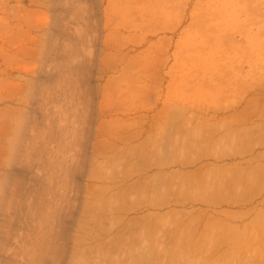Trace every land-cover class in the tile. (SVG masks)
Segmentation results:
<instances>
[{
  "label": "rangeland",
  "instance_id": "1",
  "mask_svg": "<svg viewBox=\"0 0 264 264\" xmlns=\"http://www.w3.org/2000/svg\"><path fill=\"white\" fill-rule=\"evenodd\" d=\"M263 182L264 0H0V264H264Z\"/></svg>",
  "mask_w": 264,
  "mask_h": 264
},
{
  "label": "bare ground",
  "instance_id": "2",
  "mask_svg": "<svg viewBox=\"0 0 264 264\" xmlns=\"http://www.w3.org/2000/svg\"><path fill=\"white\" fill-rule=\"evenodd\" d=\"M44 74H45V73H44ZM257 100H258V99H257ZM247 106H248V105H247ZM261 106H262V105H261ZM262 107H263V106H262ZM250 108H251V107H250ZM259 108H260V107H259ZM258 111H259V110H258ZM251 122H252V121H251ZM241 126H242V125H241ZM242 127H243V126H242ZM257 127H258V126H257ZM194 128H195V127H194ZM202 131H203V130H202ZM252 131H253V130H252ZM231 132H232V131H231ZM205 133H206V132H205ZM244 133H245V132H244ZM247 133H248V132H246V134H247ZM254 133H255V132H254ZM169 134H170V133H169ZM227 134H228V133H227ZM229 134H230V133H229ZM238 134H239V131H238ZM246 134H245V136H246ZM252 134H253V133H252ZM198 135H199V134H198ZM231 135H232V134H231ZM236 135H237V134H236ZM253 135H254V134H253ZM190 136H191V135H190ZM227 136H228V135H227ZM248 136H249V135H248ZM173 137H174V136H173ZM178 137H180V136H178ZM205 137H207V136H205ZM231 137H232V136H231ZM236 138H237V137H236ZM244 138H245V137H244ZM252 138H253V137H252ZM198 139H199V138H198ZM249 139H250V138H249ZM256 139H257V138H256ZM203 140H205V139H203ZM244 140H245V139H244ZM244 140H243V142H244ZM172 141H173V140H172ZM177 141H178V140H177ZM185 141H186V140H185ZM193 141H195V140H193ZM197 141H198V140H197ZM163 143H164V142H163ZM168 143H169V142H168ZM178 143H180V142H178ZM187 143H189V142H187ZM199 143H200V142H199ZM202 143H204V142H202ZM207 143H208V142H207ZM248 143H249V142H248ZM225 144H226V143H225ZM227 144H228V143H227ZM187 145H188V144H187ZM203 145H204V144H203ZM157 146H158V145H157ZM189 146H190V144H189ZM195 146H196V145H195ZM195 146H194V147H195ZM190 147H191V146H190ZM199 148H200V147H199ZM233 148H234V147H233ZM235 148H236V147H235ZM235 148H234V149H235ZM127 149H128V148H127ZM141 149H142V148H141ZM143 149H144V148H143ZM177 149H178V148H177ZM193 149H194V148H193ZM200 149H201V148H200ZM202 149H203V148H202ZM226 149H227V148H226ZM125 150H126V149H125ZM155 150H156V149H155ZM231 150H232V149H231ZM163 151H164V150H163ZM186 151H187V150H186ZM195 151H196V150H195ZM197 151H198V149H197ZM216 151H217V150H216ZM219 151H220V150H219ZM232 151H233V150H232ZM232 151H231V152H232ZM135 152H136V151H135ZM142 152H143V151H142ZM154 152H155V151H154ZM154 152H152V153H154ZM190 152H191V151H190ZM227 152H228V151H227ZM185 153H186V152H185ZM244 153H245V152H244ZM222 154H223V153H222ZM224 154H225V152H224ZM227 154H228V153H227ZM233 154H234V153H233ZM233 154H232V156H233ZM236 154H237V153H236ZM123 155H124V154H123ZM157 155H158V154H157ZM213 155H214V154H213ZM242 155H243V154H242ZM217 156H218V155H217ZM223 156H224V155H223ZM229 156H230V155H229ZM118 157H119V156H118ZM161 157H162V156H161ZM185 157H186V156H185ZM147 158H148V157H147ZM158 158H159V157H158ZM182 158H183V156H182ZM225 158H226V157H225ZM115 159H116V158H115ZM117 160H118V159H117ZM200 160H201V159H200ZM200 160H199V161H200ZM184 161H185V160H184ZM195 161H196V160H195ZM148 162H149V161H148ZM161 162H162V161H161ZM166 162H167V161H166ZM180 162H181V161H180ZM180 162H179V163H180ZM189 162H190V161H189ZM240 162H241V161H240ZM158 163H159V160H158ZM195 163H196V162H195ZM242 163H243V162H242ZM247 163H248V162H247ZM180 164H181V163H180ZM186 164H187V162H186ZM193 164H194V163H193ZM206 164H207V163H206ZM122 165H123V164H121V166H122ZM132 165H133V164H132ZM183 165H185V164L183 163ZM203 165H204V163H203ZM107 166H108V165H107ZM125 166H126V165H125ZM137 166H138V165H137ZM153 166H154V165H153ZM153 166H152V167H153ZM201 166H202V165H201ZM204 166H205V165H204ZM126 167H128V165H127ZM126 167H125V168H126ZM152 167H151V168H152ZM163 167H164V165H163ZM186 167H187V166H186ZM198 167H200V166H198ZM230 167H231V166H230ZM230 167H229V168H230ZM121 168H123V166H122ZM202 168H203V167H202ZM225 168H227V167H225ZM246 168H247V167H246ZM113 169H114V168H113ZM195 169H196V168H195ZM199 169H200V168H199ZM209 169H210V168H209ZM213 169H214V168H213ZM213 169H212V170H213ZM231 169H232V168H231ZM125 170H126V169H125ZM123 171H124V170H123ZM131 171H132V170H131ZM121 172H122V171H121ZM181 172H182V171H181ZM189 172H190V171H189ZM189 172H188V174H189ZM237 172H238V171H237ZM175 173H176V172H175ZM185 173H186V172H185ZM190 173H191V172H190ZM193 173H194V171H193ZM211 173H213V171H212ZM157 174H158V173H157ZM164 174H165V173H164ZM161 175H162V174H161ZM169 175H171V174H169ZM180 175H181V173H180ZM200 175H201V174H200ZM210 175H211V174H210ZM215 175H216V174H215ZM228 175H229V174H228ZM114 176H115V175H113V177H114ZM187 176H188V175H187ZM198 176H199V175H198ZM239 176H240V175H239ZM126 177H127V176H126ZM189 177H190V176H189ZM259 177H260V176H259ZM164 178H165V180H167V179H166L167 177H165V175H164ZM193 178H194V177H193ZM225 178H226V177H225ZM107 179H110V178H107ZM152 179H153V178H152ZM154 179H155V178H154ZM160 179H161V178H160ZM170 179H171V178H170ZM187 179L189 180V178H187ZM197 179H198V177H197ZM105 180H106V179H105ZM178 180H179V179H178ZM184 180H185V179H184ZM190 180H191V179H190ZM195 180H196V179H195ZM203 180H204V179H203ZM203 180H202V181H203ZM227 180H228V179H227ZM140 181H141V180H140ZM152 181H153V180H152ZM185 181H186V180H185ZM192 181H193V180H192ZM239 181H241V178L239 179ZM246 181H247V180H246ZM114 182H115V181H114ZM138 182H139V181H138ZM157 182H158V181H157ZM183 182H184V181H183ZM198 182H199V181H198ZM121 183H122V182H121ZM141 183H142V182H141ZM141 183H140V184H141ZM144 183H145V182H144ZM146 183H147V182H146ZM231 183H232V182H231ZM236 183H237V182H236ZM236 183H235V185H236ZM123 184H124V183H123ZM155 184H156V183H155ZM192 184L194 185L193 182H192ZM192 184H191V185H192ZM199 184H200V183H199ZM220 184H221V183H220ZM258 184H259V182H258ZM258 184H257V185H258ZM0 185H1V184H0ZM116 185H117V184H116ZM183 185H184V184H183ZM227 185H228V184H227ZM242 185H243V184H242ZM263 185H264V182L262 183L261 187H263ZM110 186H111V185H110ZM133 186H137V185L135 184V185H133ZM138 186H139V185H138ZM145 186L148 187L147 185H145ZM166 186H167V185H166ZM186 186H188V185H187V182H186ZM178 187H179V186H178ZM190 187H191V186H189L188 188H190ZM221 187H222V186H221ZM2 188H3V186H2ZM137 188H138V187H137ZM151 188H152V187H151ZM193 188H194V187H193ZM216 188H217V186H216ZM0 189H1V188H0ZM138 189H139V188H138ZM143 189H144V188H143ZM145 189H146V188H145ZM147 189H148V188H147ZM154 189H155V188H154ZM160 189H161V188H160ZM195 189H196V188H195ZM198 189H199V188H198ZM251 189H252V188H251ZM11 190H12V189H11ZM185 190H186V189H185ZM193 190H194V189H193ZM193 190H192V191H193ZM214 190H216V189L214 188ZM224 190H225V189H224ZM9 191H10V190H9ZM167 191H168V190H167ZM188 191H189V189H188ZM188 191L186 192V194L188 193ZM231 191H232V190H231ZM0 192H1V191H0ZM3 192H5V190H4ZM15 192H16V191H15ZM140 192H141V191H140ZM145 192H147V191H145ZM163 192H164V189H163ZM182 192H183V191H182ZM197 192H198V191H197ZM204 192H205V191H204ZM204 192H202V193L204 194ZM219 192H220V190H219ZM10 193H12V191H10L9 194H10ZM119 193H120V192H119ZM129 193H130V192H129ZM158 193H159V192H158ZM165 193H167V192H165ZM202 193L199 192L198 194H201V196H202V195H203ZM214 193H216V191H214ZM244 193H245V192H243L242 194L244 195ZM246 193L249 194L250 192H247V191H246ZM259 193H260V192H259ZM263 193H264V192H263ZM126 194H127V193H126ZM126 194H125V195H126ZM140 194H141V193H140ZM153 194H154V193H153ZM159 194H160V193H159ZM162 194H163V193H162ZM170 194H171V193H170ZM183 194H184V192H183ZM191 194H193V192L190 193V195H188V196H191ZM216 194H217V193H216ZM220 194H221V193H220ZM220 194H219V195H220ZM248 194H247L246 196H248ZM10 195H11V194H10ZM10 195H9V197L12 198V197H13V196H12L13 194L11 195L12 197H11ZM131 195H132V194H131ZM156 195H157V194H156ZM178 195H179V192H178ZM195 195H196V194H195ZM208 195H209V194H208ZM208 195H207V196H208ZM212 195L215 196L214 194H212ZM233 195H234V193H233ZM258 195H259V194H258ZM148 196H149V195H148ZM153 196H154V195H153ZM157 196H158V195H157ZM162 196H163V195H162ZM167 196H168V195H167ZM183 196H185V195H183ZM183 196H182V197H183ZM188 196H187V197H188ZM193 196H194V195H193ZM213 196H212V197L208 196V197L213 198ZM220 196H222V195H220ZM235 196H236V195H235ZM244 196H245V195H244ZM0 197H1V196H0ZM123 197H124V196H123ZM143 197H145V196H143ZM146 197H147V195H146ZM169 197H170V196H169ZM173 197H174V196H173ZM195 197H196V196H195ZM215 197H216V196H215ZM233 197H234V196H233ZM249 197H250V196H249ZM257 197H258V196H257ZM260 197H261V196H260ZM10 198H8L7 201H9ZM139 198H140V197H139ZM152 198H153V197H152ZM158 198H159V197H158ZM201 198H203V197H201ZM231 198H232V197H231ZM258 198H259V197H258ZM144 199H145V198H144ZM170 199H171V198H170ZM188 199H189V197H188ZM191 199H192V198H191ZM195 199H196V198H195ZM195 199H194V200H195ZM205 199H206V197H205ZM223 199H224V198H223ZM233 199H234V198H233ZM235 199H236V198H235ZM241 199H242V197H241ZM12 200H13V202H15V201H14V198H13V199H10V202H8V204H9V203L11 204V203H12ZM140 200H141V199H140ZM160 200H161V199H160ZM172 200H175V199H172ZM197 200H198V198L196 199V201H197ZM209 200H210V199H209ZM211 200H216V199L214 198V199H211ZM211 200H210V202H211ZM262 200H263V198H262ZM104 201H105V200H104ZM111 201H112V200H111ZM163 201H164V199H163ZM165 201L167 202V200H165ZM175 201H176V200H175ZM177 201H179V200H177ZM186 201H187V198H186ZM190 201H191V200H190ZM196 201H195V202H196ZM199 201H200V200H199ZM203 201H204V199H203ZM216 201H218V199H217ZM220 201H221V200H220ZM227 201H228V199H227ZM227 201H226V202H227ZM242 201H243V200H242ZM242 201H240V202H242ZM250 201H251V200H250ZM250 201H249V203H251ZM166 202H164L165 205H166ZM192 202H193V200H192ZM214 202H215V201H214ZM214 202H213V203H214ZM196 203H197V202H196ZM204 203H205V202H204ZM216 203H218V202H216ZM224 203H225V202H224ZM237 203H238V202H237ZM244 203L247 204L246 201H245ZM158 204H159V203H158ZM160 204H161V203H160ZM160 204H159V205H160ZM167 204H168V202H167ZM187 204H188V202H187ZM205 204H208V203L206 202ZM229 204L231 205V203H229ZM234 204H235V203H234ZM256 204H257V203H256ZM105 205H106V204H105ZM168 205H169V204H168ZM225 205H226V204H225ZM247 205H248V204H247ZM15 206H16V205H15ZM161 206H162V205H161ZM213 206H214V205H213ZM231 206H232V205H231ZM9 207H10V206H9ZM59 207H60V204H59ZM62 207H63V206H62ZM163 207H164V206H163ZM215 207H216V206H215ZM247 207H248V206H247ZM254 207H255V206H254ZM12 208H13V206H12ZM60 208H61V207H60ZM3 209H4V208H3ZM55 209H57V208H55ZM61 209H62V208H61ZM98 209H99V208H98ZM107 209H108V208H107ZM247 209H248V208H247ZM247 209H246V210H247ZM252 209H253V208H251L250 210L252 211ZM0 210H1V209H0ZM5 210H6V208H5ZM184 210H186V209H184ZM203 210H205V209H203ZM246 210H245V211H246ZM54 211H55V210H54ZM58 211H59V210H57V212H58ZM94 211H95V210H94ZM186 211H187V210H186ZM193 211H194V210H193ZM218 211H219V210H218ZM259 211H260V210H259ZM259 211H258V213H256V215H257V217H260V216L262 217V215L259 214V213L262 214V212H259ZM261 211H263V210H261ZM4 212H5V211H4ZM14 212H15V211H14ZM60 212H61V211H59V213H60ZM63 212H64V211H63ZM174 212H175V211H174ZM189 212L191 213V211H189ZM194 212H195V211H194ZM204 212H207V211H204ZM233 212H234V210H233ZM59 213H58V214H59ZM169 213H170V212H169ZM179 213H181V212H179ZM186 213H187V212H186ZM186 213H184V214H186ZM199 213H200V212H199ZM244 213H245V212H244ZM249 213H251V212L249 211ZM12 214H13V212H12ZM56 214H57V213H56ZM60 214H61V213H60ZM62 214H63V213H62ZM173 214H174V213H173ZM191 214H192V213H191ZM191 214L188 213L187 215L189 216V215H191ZM200 214H201V213H200ZM237 214H238V213H237ZM6 215H7V213H6ZM149 215H151V214H149ZM161 215H162V214H161ZM170 215H171V214H170ZM177 215H178V214H177ZM182 215H183V214H182ZM193 215H194V214H193ZM198 215H199V214H198ZM201 215H202V214H201ZM238 215H240V214H238ZM243 215H244V214H243ZM263 215H264V213H263ZM16 216H17V215H16ZM43 216H44V215H43ZM43 216H42V218H43ZM158 216H159V215H158ZM163 216H164V214H163ZM165 216H166V215H165ZM185 216H186V215H185ZM185 216H184V217H185ZM204 216H205V214H204ZM14 217H15V216H14ZM45 217H46V215H45ZM57 217H58V216H57ZM156 217H157V216H156ZM166 217H167V216H166ZM169 217H170V216H169ZM192 217H193V216H191L190 219H192ZM194 217H195V215H194ZM194 217H193V218H194ZM196 217H200V216H196ZM201 217H203V216H201ZM201 217H200V218H201ZM238 217H239V216H238ZM263 217H264V216H263ZM9 218H10V215H9ZM12 218H13V216H12ZM15 218H16V217H15ZM118 218H119V217H118ZM143 218H144V217H143ZM152 218H153V217H152ZM158 218H159V217H158ZM161 218H162V216H161ZM164 218H165V217H164ZM171 218H172V217H171ZM182 218H183V217H182ZM200 218H199V219H200ZM254 218H255V216H254ZM17 219H18V217H17ZM54 219H58V218H54ZM153 219H154V218H153ZM184 219H185V218H184ZM187 219H188V218H187ZM187 219H185V220H187ZM202 219H203V218H202ZM255 219H256V218H255ZM259 219L264 220L263 218H259ZM259 219H256V220H259ZM59 220H60V219H59ZM111 220H112V219H111ZM162 220H163V219H162ZM181 220H183V219H181ZM181 220H180V221H181ZM188 220H189V219H188ZM188 220H187V221H188ZM256 220H251L250 222H252V221L254 222V221H256ZM113 221H114V220H113ZM141 221H142V220H140V222H141ZM158 221H159V219H158ZM164 221H165V220H164ZM187 221H186V222H187ZM189 221H191V220H189ZM211 221H212V219H211ZM218 221H220V220H218ZM221 221H222V220H221ZM221 221H220V222H221ZM260 221H261V220H259V222H260ZM11 222H12V221H11ZM56 222H58V220H57ZM108 222H109V221H108ZM108 222H107V223H108ZM191 222H192V221H191ZM194 222H195V221H194ZM194 222H192V223L194 224ZM196 222H198V221H196ZM253 222H252L251 224H253ZM256 222H258V221H256ZM259 222H258V223H259ZM261 222H262V221H261ZM261 222H260L259 224H261ZM9 223H10V222H9ZM16 223H17V222H16ZM102 223H103V222H102ZM151 223H152V222H151ZM183 223H184L183 221H182L180 224H179V222H178V224H179V229L182 227V224H183ZM187 223L189 224L190 222H187ZM208 223H210V222H208ZM208 223H206V224H208ZM215 223H216V221H215ZM224 223H225V221H224ZM224 223H222V224H224ZM229 223H230V222H227L228 225H226V223H225L224 225H225L226 227H227V226L230 227L231 225H230ZM254 223H255V222H254ZM263 223H264V222H262L261 225H263ZM14 224H15V222H14ZM100 224H101V221H100ZM105 224H106V223H105ZM138 224H139V223H138ZM188 224H184V227H182L183 230H184V231L182 230L183 233H184L185 230L187 229V228H185V225H187L186 227H189ZM190 224H191V223H190ZM206 224H205V225H206ZM222 224H221L220 226H222ZM241 224H242V223H241ZM251 224H250V223H249V224H248V223L245 224V225H248V226H246V229H249V228H248L249 225H250V228L252 227V229H254V228H255V229H258L257 227H254L255 224H257V223H255L254 226H252ZM259 224H258V225H259ZM140 225H141V224H140ZM153 225H154V224H153ZM153 225H152V226H153ZM180 225H181V226H180ZM199 225H200V224H199ZM210 225H211V223H210ZM210 225H209V226H210ZM215 225H216V224H215ZM218 225H219V224H218ZM239 225H240V223H239ZM1 226H2V225H1ZM3 226H4V225H3ZM6 226H7V225H6ZM160 226H161V225H160ZM203 226H204V225H203ZM209 226H206V229H207V227H209ZM213 226H214V225H213ZM220 226H219V227H220ZM225 226H224V227H225ZM242 226H244V224H243ZM259 226H260V225H259ZM101 227H102V226H101ZM111 227H112V226H111ZM192 227H193V225H192ZM192 227H191V228H192ZM194 227L196 228L197 225L194 226ZM194 227H193V229H191V228L189 227V228H188L189 233H188L187 231H186V233H188V234H192L193 231H192V233H191L190 231H191V230H194ZM199 227H200V226H199ZM204 227H205V226H204ZM253 227H254V228H253ZM138 228H139V227H138ZM145 228H146V227H145ZM184 228H185V229H184ZM214 228H215V226H214ZM217 228H218V227H217ZM217 228H216L215 231H217ZM243 228H244V227H242L240 230L242 231ZM263 228H264V227H263ZM263 228H262V227H259V229H260L259 232H260ZM11 229H12V228H11ZM112 229H113V228H112ZM169 229H170V228H169ZM172 229H173V228H172ZM190 229H191V230H190ZM199 229H200V228H199ZM199 229L197 228V232H198V233H199V231H198ZM203 229H204V228H203ZM203 229H202V230H203ZM208 229H211V228H208ZM222 229H223V228H222ZM222 229H221V230H222ZM226 229H227V228H226ZM226 229L224 228L223 230H226ZM229 229H232V227L229 228ZM233 229H234V228H233ZM233 229H232V230H233ZM246 229H245V230H246ZM252 229H251V232H252ZM1 230H2V229H1ZM3 230H4V229H3ZM3 230H2V231H3ZM8 230H9V229H8ZM13 230H14V229H13ZM92 230H93V229H92ZM105 230H106V229H105ZM143 230H144V229H143ZM180 230H181V229H180ZM211 230H212V229H211ZM211 230H205L206 233L203 234V232H202V233L200 232L201 234H198V235H199L200 238H201L203 235H205V234H207L206 236H208V235H210L211 233L214 232V231L211 232ZM234 230H235V231H234ZM234 230L232 231V232H234V233H235V232H236V233H237V232H240V230H239V231H236L237 229H234ZM4 231H5L7 234H6V233H3V234H4L5 236L7 235V237H8V232H7V230H4ZM4 231H3V232H4ZM149 231H150V229H149ZM152 231H153V229H152ZM168 231H169V230H168ZM178 231H179V230H178ZM195 231H196V229H195ZM195 231H194V233L192 234L193 236H195ZM203 231H204V230H203ZM246 231H247V230H246ZM246 231H245V232H246ZM248 231H249V230H248ZM254 231H256V230H253V232H254ZM0 232H1V231H0ZM12 232H13V231H12ZM37 232L43 233V232H41V231H37ZM97 232H98V231H97ZM197 232H196V234H197ZM207 232H209V233H207ZM262 232H263V231H262ZM262 232H260V233H262ZM1 233H2V232H1ZM40 233H37V234L39 235ZM59 233H60V232H59ZM91 233H92V232H91ZM102 233H103V232H102ZM183 233H182V234H183ZM218 233H219V232H218ZM234 233H233V234H234ZM255 233H256V235H257V234H258V231H257V232H254V233L252 234V237L254 238V245H255L256 241H258V240H255V238H256V237H254V234H255ZM10 234L13 235V233H11V231H10ZM10 234H9V236H10ZM131 234H132V233H131ZM179 234H180V233H179ZM184 234H185V233H184ZM188 234H187V235H188ZM221 234H223V233H221ZM4 235H3V236H0V237H1V238L3 237V240L7 241L6 239H8L9 237H8V238H7V237L5 238ZM42 235H43V234H40V239H41V238L43 239V238L47 237V234H46L45 236L43 235L44 237H42ZM51 235H52V234H51ZM92 235H93V234H92ZM94 235H95V234H94ZM102 235H103V234H102ZM129 235H130V234H129ZM173 235H174V234H173ZM192 235H191V236H192ZM200 235H202V236H200ZM234 235H235V234H234ZM244 235H245V234H244ZM246 235H247V237L245 236V238H246V239H249V238H248V235H251V233H250V234L248 233V234H246ZM256 235H255V236H256ZM160 236H161V235H160ZM191 236H188V237H189L190 239L195 238V237H193V236H192V238H191ZM211 236L213 237V236H215V235L212 234V235L208 236V238L211 237ZM226 236H227V235H225L224 237H226ZM231 236L233 237V235H231ZM242 236H243V234H242ZM259 236H260V234H259ZM259 236L257 235V238H256V239H259ZM261 236H262V235H261ZM11 237H13V236H11ZM102 237H103V236H102ZM117 237H118V236H117ZM138 237H139V236H138ZM151 237H152V236H151ZM173 237H174V236H173ZM175 237H176V236H175ZM183 237H184L183 235H182V237L179 236L180 240H179V238H178V240L180 241V243H182V245H180V243L178 242L180 246L177 245L176 247H179V248H180V247L183 246L185 243H187V241L190 242L189 239H188L187 237H184V240H186V238L188 239V240L185 241V243H184V242H183L184 240H183V241L181 240ZM204 237H205V236H204ZM234 237H235V239H234L235 241L233 242V243H234V244L232 245L233 247L231 246L233 249L230 248L231 250H234L235 242H236V241H239L238 239H239L240 236L238 237V235H236V236H234ZM249 237H250V236H249ZM97 238H98V237H97ZM113 238H114V237H113ZM157 238H158V237H157ZM168 238H169V237H168ZM170 238H171V237H170ZM176 238H177V237H176ZM176 238H175V239H176ZM200 238L198 239V237H196V239H193V241L195 240L196 245H200V243L197 244V242L202 241ZM202 238H203V237H202ZM206 238H207V237H206ZM230 238H231V237H228L229 240H231ZM237 238H238V239H237ZM241 238H242V237H241ZM243 238H244V236H243ZM245 238H244V240H245ZM253 238H252V239H253ZM42 239H41V240H42ZM45 239H46V238H45ZM45 239H44V240H45ZM93 239H94V238H93ZM108 239H110V238H108ZM129 239H130V238H129ZM140 239H141V238H140ZM143 239H144V238H143ZM158 239H159V238H158ZM161 239H163V238H161ZM175 239L173 238L174 242H175ZM219 239H220V238H219ZM236 239H237V240H236ZM8 240H9V239H8ZM10 240H11V239H10ZM10 240H9L8 242H10ZM41 240H40V241H41ZM44 240H43V241H44ZM46 240H48V241H46ZM46 240H45V241L48 242V244H45V245H49V242H51L53 239H52V240H51V239H50V240H49V239H46ZM125 240H126V239H125ZM150 240H151V239H150ZM173 240H172V244H173ZM178 240L176 239V242H177ZM196 240H197V242H196ZM199 240H200V241H199ZM208 240H210V238H209ZM212 240H213V238L211 239V241H209V242H211V245H212L213 242L215 241V240H213V242H212ZM221 240H223V239H221ZM221 240H218V241L221 242ZM226 240H227V239H226ZM226 240H225V241H226ZM229 240H227V241L224 242V243L227 245L228 242H230ZM263 240H264V239H263ZM38 241H39V238H38ZM53 241H56V242H57V240H53ZM53 241H52V243L54 244V246L59 242V240H58V242H57V243L55 242V243H56V244H55ZM106 241H107V240H106ZM108 241H109V240H108ZM117 241H119V240H117ZM134 241H135V240H134ZM168 241H170V239H169ZM204 241H205V240H204ZM206 241H207V240H206ZM218 241H215V242H218ZM241 241H243V240H241ZM252 241H253V240H252ZM261 241H262V240H261ZM125 242H126V241H125ZM154 242H155V241H154ZM163 242H164V241H163ZM215 242H214V243H215ZM262 242H263V241H262ZM262 242H261V243H262ZM1 243H2V242H1ZM1 243H0V244H1ZM11 243H12V242H11ZM43 243H44V242H43ZM43 243H42V245H43ZM61 243H62V242H61ZM61 243H60V244H61ZM86 243H88V241H87ZM110 243H111V242H110ZM123 243H124V242H123ZM135 243H137V242H135ZM178 243H177V244H178ZM206 243H207V242H206ZM218 243H219V242H218ZM218 243H217L216 245H218ZM231 243H232V242H231ZM244 243H246V241H245ZM244 243H242V244H244ZM258 243H259V242L256 243V244H257V247H258ZM263 243H264V242H263ZM2 244H3V243H2ZM38 244L40 245V242H39ZM50 244H51V243H50ZM97 244H98V243H97ZM103 244H104V243H103ZM115 244H116V242H115ZM132 244H134V243H132ZM141 244H142V243H141ZM169 244H170V243H169ZM222 244H223V243H221V245H220V246L218 245V246L221 248ZM236 244H237V243H236ZM240 244H241V242H240ZM240 244H239V247L241 248L242 245L240 246ZM250 244H251V243H250ZM252 244H253V243H252ZM5 245H6V244H5ZM77 245H78V244H77ZM99 245H100V244H99ZM99 245H98V246H99ZM106 245H108V244H106ZM117 245H118V244H117ZM125 245H127V244H125ZM134 245H135V244H134ZM173 245H174V244H173ZM207 245H208V244H207ZM230 245H231V244H230ZM244 245H245V244H244ZM2 246H4V244H3ZM2 246H1V247H2ZM43 246H44V245H43ZM43 246H41V249H43ZM92 246H93V245H92ZM114 246H115V245H114ZM127 246H128V245H127ZM139 246H140V245H139ZM153 246H154V245H153ZM194 246H195V244H194ZM223 246H224V245H223ZM245 246H246V245H245ZM4 247L6 248V246H4ZM4 247H2L3 249L1 248V249H2V252H4V249H5ZM7 247H8V246H7ZM49 247H50V246H49ZM57 247H58V246H57ZM57 247L55 246V248H57ZM86 247H87V246H86ZM118 247H119V246H118ZM144 247H145V246H144ZM165 247H166V246H165ZM185 247H186V244H185V246H183V248L185 249ZM187 247H189V248H187ZM187 247H186L187 250L189 249V251H190L189 254H187L188 252L186 253V254H187V257H186V254H185V250H186V249H185L184 252H183V251H181V250H182L181 248H180V249H179V248H176V250H175V248H174V251H176V252H177V249L180 250L181 252H183V253L181 254L180 251H179V254H178V256H176V257H179V256L181 255L180 258L183 257V259L186 258L187 260H188V259L190 260V259H193V258H194L193 260H191V262H189V260H188V262H186L185 259H184V261H185L186 263H191V264H192L195 260H197V262L195 261L193 264H198V263L200 262V261H198L199 257L195 259L194 255H190V254H193L192 251H191L190 245L187 246ZM211 247H217V246L212 245ZM229 247H230V246H229ZM237 247H238V246H237ZM254 247H255V246H254ZM261 247H262V246H261ZM8 248H9V247H8ZM47 248H48V246H46V249H47ZM130 248H131V247H129V249H130ZM169 248H170V247H169ZM193 248H194V247H193ZM196 248H197V247H196ZM196 248H194V249H196ZM198 248H200V246H199ZM203 248H204V246H203ZM220 248H217V249H220ZM226 248H227V247H226ZM226 248H225V249H226ZM240 248H238V249H240ZM250 248H251V247H250ZM259 248H260V247H259ZM1 249H0V250H1ZM9 249H10V248H9ZM46 249H45V250H46ZM64 249H65V247H64ZM84 249H85V248H84ZM86 249H88V248H86ZM98 249H99V248H98ZM127 249H128V248H127ZM138 249H139V248H138ZM138 249H137V251H138ZM144 249H145V248H144ZM155 249H156V248H155ZM155 249H154V250H155ZM158 249H159V248H158ZM163 249H164V247H163ZM163 249H161V250L163 251ZM200 249H202V244H201V248H200ZM200 249H198V250H200ZM235 249H236V246H235ZM255 249H256V248H255ZM45 250H44V251H45ZM47 250H48V249H47ZM91 250H92V249H91ZM101 250H102V249H101ZM109 250L111 251V249H109ZM146 250H147V249H146ZM161 250H160V251H161ZM187 250H186V251H187ZM228 250H229V248H228ZM236 250H237V249H236ZM253 250H254V249H253ZM7 251H8V252H7ZM10 251H11V249H10ZM12 251H13V250H12ZM83 251H84V250H83ZM118 251H119V250H118ZM134 251H135V250H134ZM149 251H150V250H149ZM167 251H169V250H167ZM167 251H166V252H167ZM174 251H173V252H174ZM195 251H197V250H195ZM195 251H194V252H195ZM200 251H201V250H200ZM200 251H199V252H200ZM5 252H6V253H9V250H7V248H6ZM47 252H48V251H46L45 254H46ZM113 252H114V251H113ZM151 252H152V250H151ZM155 252H156V250H155ZM155 252H154V253H155ZM164 252H165V251H164ZM216 252H217V251H216ZM218 252H219V251H218ZM218 252H217V253H218ZM234 252H237V251H234ZM234 252H232V251L229 250V252H228V254H227V256L229 257V259H231V258H230V256H231L230 253H233V254H234ZM238 252H239V251H238ZM13 253H14V252H12L11 254H13ZM15 253H16V252H15ZM85 253H86V252H85ZM105 253H106V251H105ZM109 253H110V252H109ZM130 253H131V252H130ZM136 253H137V252H136ZM147 253H148V252H147ZM160 253H161V252H160ZM197 253H198V251H197ZM197 253H196V254H197ZM200 253H201V252H200ZM203 253H204V252H203ZM203 253H201L202 256H203ZM226 253H227V252H226ZM0 254H1V253H0ZM4 254H5V253H4ZM17 254H18V253H17ZM45 254H44V257H43V258H46V259H47V258H48V255H46V257H45ZM47 254H48V253H47ZM88 254H89V253H88ZM93 254H94V252H93ZM99 254H100V252H99ZM99 254H98V255H99ZM141 254H142V253H141ZM149 254H150V253H149ZM156 254H157V253H156ZM167 254H168V253H167ZM169 254L171 255V254H173V253H169ZM174 254H175V253H174ZM213 254H216V253L213 252ZM229 254H230V255H229ZM18 255H19V254H18ZM38 255H39V254H38ZM59 255H60V254H59ZM125 255H126V254H125ZM165 255H166V254H165ZM176 255H177V253H176ZM182 255H184L185 257L182 256ZM205 255H207V254L205 253ZM210 255H211V254H210ZM210 255H209V256H210ZM218 255H219V254H218ZM222 255H223V253H222ZM222 255H221V253H220L219 256H222ZM1 256H2V255H1ZM3 256L6 257V256H9V255H6V254H5V255H3ZM115 256H116V255H115ZM160 256H161V255H160ZM173 256H174V255H173ZM189 256H190V257H189ZM192 256H193V257H192ZM207 256H208V255H207ZM207 256H206V257H207ZM211 256H212V255H211ZM224 256H225V255H224ZM224 256H223V257H224ZM227 256H226V257H227ZM234 256H236V255H234ZM262 256H263V255H262ZM16 257L18 258V256H16ZM36 257H37V256H36ZM116 257H117V256H116ZM127 257H128V256H127ZM138 257H139V256H138ZM157 257H159V256H156V258H157ZM163 257H164V256H163ZM191 257H192V258H191ZM217 257H218V256H217ZM226 257H224V258H226ZM228 257H227V258H228ZM240 257H241V255H240ZM250 257H251V256H250ZM257 257H258V256H257ZM38 258H39V256H38ZM40 258H42V256H41ZM106 258H107V257H106ZM136 258H137V257H136ZM140 258H141V256H140ZM144 258H145V257H144ZM150 258H151V257H150ZM150 258H149V259H148V258H145V260H143V262L145 263L146 260H147V261H148V260L150 261V260L153 259V257H152L151 259H150ZM167 258H168V257H167ZM169 258L171 259V260L169 259L170 261H173L172 258H171L170 256H169ZM174 258H175V257H174ZM180 258H179V259L177 258V260H179V261L182 260V258H181V259H180ZM204 258H205V256H204L203 258L200 257L199 260H202V259L205 260ZM219 258H220V257H219ZM227 258H226V259H227ZM260 258H261V257H260ZM10 259L12 260V257H10ZM92 259H93V258H92ZM94 259H95V258H94ZM107 259H108V258H107ZM122 259H123V258H122ZM128 259H129V258H128ZM128 259H127V260H128ZM142 259H143V258H142ZM216 259H217V258H216ZM220 259H221V258H220ZM226 259H225V260H226ZM229 259H228V260H229ZM14 260H16L15 257H14ZM35 260H38V259L35 258ZM40 260H42V259H40ZM40 260H39V261H40ZM85 260H86V259H85ZM89 260H90V259H89ZM167 260H168V259H167ZM203 260H202V261H203ZM214 260H215V258H214ZM214 260H213V261H214ZM217 260H218V259H217ZM225 260H224V261H225ZM232 260H233V259H232ZM260 260H261V259H260ZM33 261H34V260H33ZM33 261H32V262H33ZM91 261H93V260H91ZM91 261H89V262H91ZM97 261H98V260H97ZM99 261H100V260H99ZM141 261H142V260H141ZM152 261H153V260H152ZM157 261H158V259H157ZM174 261H176V260L174 259ZM205 261H206V260H205ZM220 261L222 262L223 260H220ZM1 262H2V261H1ZM17 262H19V261H17ZM32 262H31V263H32ZM36 262H37V261H35L34 263L36 264ZM44 262H45V261H44ZM44 262H43V263H44ZM110 262H111V261H110ZM132 262L135 263V261H132ZM154 262H155V261H154ZM165 262H166V261H165ZM168 262H169V261H168ZM210 262H211V261H210ZM210 262H209V264H213V263H214V264H219V263H220V262L217 263L216 260H215L216 263H215V262L210 263ZM226 262H227V261H226ZM231 262H232V261H231ZM245 262H247V261H245ZM6 263H7V262H6ZM6 263H5V264H6ZM41 263H42V262H39V264H41ZM83 263H84V262H83ZM119 263H120V262H119ZM125 263H126V262H125ZM137 263H138V262H137ZM158 263H159V261H158ZM158 263H157V264H158ZM178 263H179V262H178ZM178 263H177V264H178ZM181 263H182V262H181ZM202 263H203V262H202ZM224 263H225V262H224ZM7 264H9V263H7ZM32 264H33V263H32ZM86 264H87V263H86ZM104 264H106V263H104ZM113 264H114V263H113ZM130 264H131V261H130ZM145 264H146V263H145ZM159 264H160V263H159ZM164 264H166V263H164ZM200 264H201V263H200ZM203 264H204V263H203ZM206 264H208V263L206 262ZM220 264H221V263H220ZM236 264H237V263H236Z\"/></svg>",
  "mask_w": 264,
  "mask_h": 264
}]
</instances>
